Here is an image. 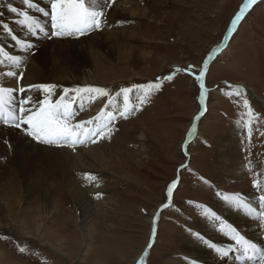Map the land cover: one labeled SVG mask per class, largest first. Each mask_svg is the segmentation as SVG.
<instances>
[{"label": "rangeland", "instance_id": "1", "mask_svg": "<svg viewBox=\"0 0 264 264\" xmlns=\"http://www.w3.org/2000/svg\"><path fill=\"white\" fill-rule=\"evenodd\" d=\"M244 2L133 0L135 9L116 20L118 32L115 29L113 36L106 33L113 29L107 17L102 31L79 38L84 43L83 50H62L57 54L56 65L65 70L92 71L100 85L94 88L111 93L107 97L92 93L97 96L77 112L73 123L94 119L104 122L107 111L117 110L115 105L109 106V101H120L119 108L123 106V97L116 95L120 89H134L131 108L142 95L137 85L156 82L176 69L181 71L171 81L160 80L162 88L154 91L139 111L118 118L111 134L100 139L102 151L107 152L104 164L94 159L81 160L79 156L78 162L69 158L71 164L65 170L55 152L35 150L34 162L13 165L11 154L8 171L0 167V264H137L142 257L145 264H168L183 260L178 244L181 237H193L198 244H215L207 237L214 233L230 239L225 233L235 227L228 220L232 213L244 220L236 226L240 235L249 240L247 234L257 229L259 238L264 239V225L257 219L258 190L253 187L255 182L264 189V106L259 102H264V0H257L231 38L224 40L232 18ZM9 4L30 11L22 0H0V24L14 22L4 12ZM112 7L113 4L107 10L108 16ZM11 16L21 19L10 12ZM0 31L6 30L1 27ZM94 34L97 39L90 38ZM225 42L230 45L228 49L209 63L206 108L185 154L187 134L201 106L198 84L184 70L194 66L198 71L209 52ZM36 52L21 56L23 63L16 69L28 66ZM5 64L9 66L6 62L0 68L5 70ZM227 85L241 88L246 96L238 100L229 94ZM72 95L70 92L69 98ZM244 98L249 101L248 108L243 105ZM230 133L235 136L232 147L225 146L230 144ZM95 144L52 148L78 156L81 150L94 148ZM233 147L238 151L231 163ZM221 160L224 163H219ZM86 174L95 179L86 178ZM173 180L179 184L172 207L160 211L167 185ZM217 192L242 194V200L256 211L249 215L248 207L225 202ZM85 206L91 210L89 218L83 214ZM213 207L221 209L216 212L219 220L201 211ZM157 212L159 219L153 234ZM245 221H252L254 227L245 228ZM197 226L209 233L195 229ZM232 242L231 260L223 264H237V245Z\"/></svg>", "mask_w": 264, "mask_h": 264}, {"label": "snow or ice", "instance_id": "2", "mask_svg": "<svg viewBox=\"0 0 264 264\" xmlns=\"http://www.w3.org/2000/svg\"><path fill=\"white\" fill-rule=\"evenodd\" d=\"M113 3H115V0H48L47 10L45 8H36V12L42 14V17L47 19V25L42 24L36 16L31 14V11H23L9 4L7 6L8 11L21 18L18 23L25 27L30 34V38L27 40H19L14 35L12 39L16 42V46L19 47L21 54L27 53L33 55L38 51L36 41L41 36L46 39H79L92 32L102 31L107 26V10ZM256 3L257 0H245L239 12L231 20L228 33L224 37L225 41L231 38L238 28L239 22L244 19L250 7ZM23 4L31 10L34 7V0H23ZM0 27L11 35V29L6 23L0 24ZM223 50L224 48L220 46L212 49L198 71L194 66H189V69L184 70L198 84V101L201 106V111L196 116L191 130L187 134L188 141H186L184 148L185 154H187V143L197 133V122L204 115V109L206 108L208 90L206 88L205 77L209 63L214 61ZM0 55L4 57L3 60H0V64H4L7 61L9 66L19 68L23 63L21 55H8L2 49H0ZM180 71V69H176L174 73H169L165 77H158L156 82L148 83L147 85H137L136 88L142 92V95L137 97L138 104H133L131 108L129 107V104L132 103L130 96L134 89L130 87L120 89L116 95L117 97H123V106L118 108L115 113L111 110L107 111V120L104 122L88 121L85 124L72 123L77 115V112L72 108V104L78 99H83L82 96L75 94L86 92L90 94L91 98L92 93H99L103 97H107L111 95L107 90L103 88H76L72 90L65 88L63 89V94L54 103L49 97L54 94L56 85L34 84L29 85L26 90L24 87L0 84V123L18 129L23 135L30 137L32 141L38 144L68 145L75 148L77 145L88 142L89 137L92 138L91 143H96L99 139L107 138L111 134L112 126L118 118H127L134 111H139L149 101L154 91H159L162 88L160 80L171 81L174 79L175 73ZM3 76L12 78L18 84L19 80L23 78V73L9 70L4 72ZM227 87L229 94L235 96L238 100L246 96V93L237 86L227 85ZM32 89L43 93L44 96L34 98L27 94ZM70 92L74 93L71 98H69ZM63 101L67 102L63 103ZM243 105L245 108L249 107V101L246 98L243 99ZM109 106H111V101H109ZM87 124H92L93 127H87ZM86 178L95 179L91 174H86ZM178 184V180H173L167 185L165 201L162 203L160 211L172 207L174 192L177 190ZM253 187L258 190L259 212L257 219L264 225V189H260L259 185L255 182ZM216 195L222 198L223 201L237 207H248L250 209L249 215H252L256 211L242 200V194L228 195L217 192ZM201 211L205 216L219 220V216L210 208H203ZM158 219L159 212L153 218V234H155V225ZM225 235L229 236L232 241H235L237 245L235 250L241 251L248 261H251L253 256L258 255L259 258L255 261V264H264V249L258 248L257 244L245 239L235 228H232ZM151 247L152 244L149 243L148 250ZM207 247L210 250H214L221 260H226L229 253L233 251L231 247L223 249L211 243H208ZM148 250L144 253L145 258L148 255ZM19 251L23 252L24 248L20 247ZM249 251L252 252V256L247 255ZM138 264H145V259L142 258L138 261Z\"/></svg>", "mask_w": 264, "mask_h": 264}, {"label": "bare ground", "instance_id": "3", "mask_svg": "<svg viewBox=\"0 0 264 264\" xmlns=\"http://www.w3.org/2000/svg\"><path fill=\"white\" fill-rule=\"evenodd\" d=\"M16 7L18 9H20L19 7H21V5H18ZM134 7H136V5H135V3H133V0H127V1H124L123 3H121V1L119 0L118 2L116 1L115 3H113V7L111 10L112 12L108 16V23H109L110 27L113 26V29L111 32H109V31L108 32L105 31V32L107 34L109 33L111 36H113V34L116 33L115 31L117 30L115 28L116 20L118 18L121 19L122 16L126 15V13L129 10L135 9ZM22 8H23V5H22ZM22 10L25 11L24 8ZM4 12H5V15L7 16L8 20H10V19L14 20V22H12L10 20L13 26L11 24H8L9 28L12 30L11 35L8 33V31H5V32L0 31V49H2L5 53L9 54V52L12 49L16 48V46H14L15 41L12 39L13 35L16 36V38H19L20 40H27L30 38V34L28 31H26V29L23 26H21L18 23V21L20 20L19 18H17L16 16H11V18L9 17L10 11H8L7 7H6ZM39 20L42 24L47 25L46 19L41 18ZM110 21H111V23H110ZM117 32H118V30H117ZM90 38L91 39H97L98 35L94 34ZM83 46H84V43L81 40L79 41V39L68 38V39L61 41V40H55V38L44 39V38L40 37L39 40L36 41V48L38 49V53L36 52L37 55L34 56L33 58H31L32 60L30 61V64L28 66L25 65L21 69H16V68L11 67V66H6V64H5V68H6L5 70L3 68H0V84H6L8 86H13V87H24L26 90L28 89L29 85H34V84H51L52 85V84H54L57 86L55 88V89H57V92L54 93L55 96L52 98V100L54 102H55V100H58V98L61 96V91L63 89H65V87H68V88L71 87L72 89L94 88V87L98 86L99 84H97V82L95 81V79H94L95 77H94L92 71L86 70L85 68H83L82 70H78V71H71V70L63 69L60 65H56L57 64L56 56L62 50H64L65 52L68 51L69 49H71V50H83ZM229 46L230 45L228 44V42H225L224 45H222L221 47L224 48V50H225V49H228ZM223 51L220 53H223ZM21 56L27 57L28 55L27 54H21ZM3 58L4 57L2 55H0V60H3ZM52 63H53V65H52ZM9 70L16 71V72L19 71V72L23 73V78L19 80L18 84L12 78H7V77L3 76V73L6 71H9ZM250 91H252V90H250ZM27 94L33 96L34 98H38L39 96L42 97V93L37 92L35 89H32ZM76 95L83 97L82 100L78 99L75 103H73V108L76 112L82 111V108L90 105L92 97L97 96L96 94H91V98H90V94L86 93V92H82V93L76 94ZM66 102L67 101H63V103H66ZM116 102L114 100L111 101V105H115V108L118 109L120 107L121 102L120 101L119 102L116 101ZM259 102H261L264 106L263 101H259ZM87 110H88V108H87ZM234 137H233V133L232 134L230 133L228 135V139H227V141L230 144H228L226 142L227 145H225V146L229 147V145H230V147H232V145H233L232 143H234V141H235ZM88 139H89L88 142L91 143L92 138L89 137ZM96 143L97 144L94 143L95 145H93L94 148H91L88 150H86V149L81 150L80 149L82 152L78 156H72V154L69 153L65 149L57 150L56 148H52V147H48V146L47 147L38 146L35 143L31 142V140H29L27 137H25V135H23L18 129L10 127V126L0 125V167H4V169L6 171H8V169H6V168L11 165L10 160L8 159L11 156V154H13V159H11V162H13L12 163L13 165L14 164L15 165H18V164L23 165L24 164V165L28 166L30 163L34 162L36 159L35 154H34L35 150H41V151L43 150L46 153L55 152V155L60 160V164L64 169L67 168L66 165L71 164L70 159L71 160L76 159L78 162V159L80 157H81L80 158L81 160L82 159L83 160L94 159V160L98 161L99 164L100 163L104 164L105 163L104 158H105V156L107 157V152L102 151V148H104V144L101 143L100 139ZM237 148L238 147L232 148V154H231L232 156H230L232 158V160L230 161L231 163L233 162V160H235L237 158V151H238ZM98 149H101V151H96ZM58 151H60V152L61 151L62 152L67 151V152L59 153ZM56 153H58V154H56ZM226 160L227 159L223 158L224 162ZM224 162H222V160H221L219 163H224ZM80 164L81 163H79V165ZM74 166H76V165H74ZM232 166L233 165H230V167H232ZM68 168H70V167H68ZM65 170H67V169H65ZM66 173H67V171H66ZM83 210H84L83 214L85 215V217H87V218L91 217L92 214H91V210L89 207L85 206ZM212 210L215 211V213L221 211V209L216 210V207H213ZM224 211L225 210H222V212H224ZM193 216H194V214H193ZM195 220L198 222L200 221L198 218H195ZM205 220L208 221V219H206V218H205ZM228 220L232 226H235V227H233L235 229H236V226H239L238 222L242 223L244 221L240 216H238L234 213L228 215ZM84 221H86V220H84ZM208 222H206L205 225H207ZM210 225H211V223H210ZM226 226H228V224H226ZM244 226H245V228L250 229V228L254 227V224L252 221H249V222L245 221ZM195 229L203 231L202 233H209L208 229H205L201 226L200 227L197 226V228H195ZM259 231L257 229L256 230L254 229L253 231H250L251 235L247 234V237H249L248 239L251 242L258 244L260 246L259 248L264 249V239H262L261 237L259 238V236H258ZM208 236L210 237L209 241H211L212 243H215L216 246L223 248V249H228L229 247H231L233 249V244H231L233 242L230 239L227 240V237L225 238L224 236L219 235L217 233H214L212 236L207 235V237ZM197 241L198 240H196L193 237H186V236L181 237L178 241V244L180 247L179 248V251L181 254L180 256H181V258H183V260L170 261V262H168V264H223L225 262L224 260H221L218 257V254L215 251L210 250L205 243L198 244ZM229 243L231 245H229ZM228 258L230 259V255L227 256L226 260H228ZM13 263H15V262H13ZM230 264H232V262Z\"/></svg>", "mask_w": 264, "mask_h": 264}]
</instances>
